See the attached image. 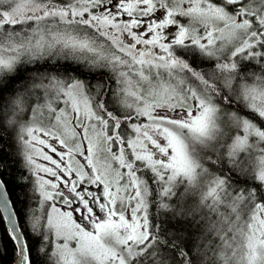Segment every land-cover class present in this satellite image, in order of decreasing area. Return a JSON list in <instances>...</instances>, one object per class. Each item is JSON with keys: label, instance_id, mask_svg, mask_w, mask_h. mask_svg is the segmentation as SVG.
<instances>
[{"label": "snow or ice", "instance_id": "6c2138e0", "mask_svg": "<svg viewBox=\"0 0 264 264\" xmlns=\"http://www.w3.org/2000/svg\"><path fill=\"white\" fill-rule=\"evenodd\" d=\"M3 222L0 264H264V0H0Z\"/></svg>", "mask_w": 264, "mask_h": 264}, {"label": "trees", "instance_id": "16d2710c", "mask_svg": "<svg viewBox=\"0 0 264 264\" xmlns=\"http://www.w3.org/2000/svg\"><path fill=\"white\" fill-rule=\"evenodd\" d=\"M6 151L8 150L7 148L5 149ZM21 172H18L16 169H12V177L15 178L16 176L21 175ZM10 188L14 189L11 193V198L13 200H16L17 195L21 192V188L19 186L16 185H10ZM34 208H39L38 204H33L32 205ZM17 208H23V205L20 204L19 202H17L16 205ZM38 215L40 214V212L37 213ZM5 223H0V232H3L4 228H5ZM11 259H12V250H11V242H9V254L7 257H5L4 260V264H11Z\"/></svg>", "mask_w": 264, "mask_h": 264}, {"label": "water", "instance_id": "95a60500", "mask_svg": "<svg viewBox=\"0 0 264 264\" xmlns=\"http://www.w3.org/2000/svg\"><path fill=\"white\" fill-rule=\"evenodd\" d=\"M4 223H5V226H7L6 222H4Z\"/></svg>", "mask_w": 264, "mask_h": 264}]
</instances>
